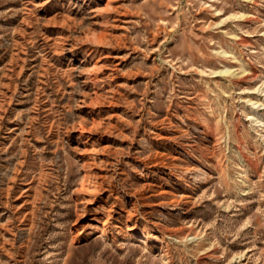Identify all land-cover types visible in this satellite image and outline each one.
Wrapping results in <instances>:
<instances>
[{
  "label": "rangeland",
  "instance_id": "rangeland-1",
  "mask_svg": "<svg viewBox=\"0 0 264 264\" xmlns=\"http://www.w3.org/2000/svg\"><path fill=\"white\" fill-rule=\"evenodd\" d=\"M0 264H264V0H0Z\"/></svg>",
  "mask_w": 264,
  "mask_h": 264
}]
</instances>
